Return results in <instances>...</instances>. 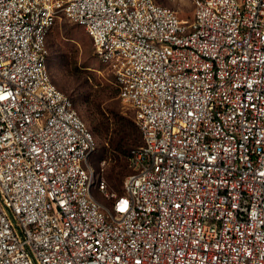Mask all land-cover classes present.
Segmentation results:
<instances>
[{
	"label": "built area",
	"instance_id": "2783aa9c",
	"mask_svg": "<svg viewBox=\"0 0 264 264\" xmlns=\"http://www.w3.org/2000/svg\"><path fill=\"white\" fill-rule=\"evenodd\" d=\"M0 0V264H264V0ZM84 29L142 145L108 203L47 39Z\"/></svg>",
	"mask_w": 264,
	"mask_h": 264
},
{
	"label": "rangeland",
	"instance_id": "374dc122",
	"mask_svg": "<svg viewBox=\"0 0 264 264\" xmlns=\"http://www.w3.org/2000/svg\"><path fill=\"white\" fill-rule=\"evenodd\" d=\"M154 1L174 10L184 21H190L193 16V0ZM46 47L52 83L70 99L74 110L93 136L95 147L87 162L93 172L92 194L106 205L108 201L104 192L99 191L98 182L104 185L105 192L121 194L129 172L126 160H122L121 167L112 152H105V148L109 147L111 133L108 140H103L101 135L96 134L95 127L100 120V113L105 117L115 113L132 120V111L118 99L112 74L97 60L91 40L82 27L64 19L57 20ZM115 173L121 176L120 186L109 182Z\"/></svg>",
	"mask_w": 264,
	"mask_h": 264
},
{
	"label": "trees",
	"instance_id": "16d2710c",
	"mask_svg": "<svg viewBox=\"0 0 264 264\" xmlns=\"http://www.w3.org/2000/svg\"><path fill=\"white\" fill-rule=\"evenodd\" d=\"M97 108V107H96ZM110 117H105L100 113V120L95 127V132L97 135H101L102 139L108 140L109 138V147L105 148V152H112L117 160V163L122 167V160H126L128 167V175L130 174L129 169V156L130 151L134 148H138L142 145L141 134L135 125L133 119L125 118L123 116L117 115L115 113H110ZM127 175V176H128ZM111 177L110 183L120 186V175L115 173ZM119 181V183H118ZM115 185V186H117Z\"/></svg>",
	"mask_w": 264,
	"mask_h": 264
},
{
	"label": "snow or ice",
	"instance_id": "6c2138e0",
	"mask_svg": "<svg viewBox=\"0 0 264 264\" xmlns=\"http://www.w3.org/2000/svg\"><path fill=\"white\" fill-rule=\"evenodd\" d=\"M0 98H2V97H0Z\"/></svg>",
	"mask_w": 264,
	"mask_h": 264
}]
</instances>
